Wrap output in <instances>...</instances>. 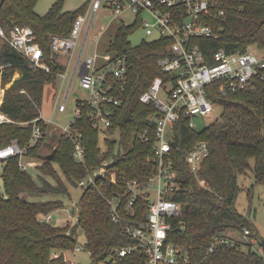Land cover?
Segmentation results:
<instances>
[{
  "label": "trees",
  "instance_id": "16d2710c",
  "mask_svg": "<svg viewBox=\"0 0 264 264\" xmlns=\"http://www.w3.org/2000/svg\"><path fill=\"white\" fill-rule=\"evenodd\" d=\"M38 1L0 0V24L6 29L15 24L30 25L49 65V69L35 65L7 40L0 48L2 84L12 82L6 88L1 110L14 120L0 123V146L13 139H18L22 146L29 142L33 123L21 122L41 115L45 85L54 83L66 70L65 64L55 59L56 55L51 56L53 35H69L76 17L85 12L88 4L64 10V0H56L41 14L36 10ZM212 1L208 21L220 28V37L199 39L207 53L220 47L229 51H245L253 44L264 47V0H220L224 7ZM220 9H224L223 14L218 13ZM138 25V21L121 23L110 41L113 57L126 56L131 66L126 88L114 89L122 102L115 106L114 124L104 132L105 146L101 144V132L92 125L91 108L82 104L83 113L73 127L82 134L88 153L86 164L75 159L74 142L65 133L52 153L37 166L36 174L21 166L18 155L5 159L2 170L5 194L0 197V264H68L65 253L80 246V232L84 233L82 246L89 251L92 264H147L144 253L123 256L117 253L135 240L124 229V223L113 219L109 200L114 194H121L124 210L131 196L125 182L138 179L144 183L152 173L153 164L147 161V156L154 152L153 142L142 140L137 133L149 124L156 108L152 103L142 102L140 95L154 77L169 75L157 61L169 53L172 39L164 36L134 46L129 35ZM17 70L21 76L15 79ZM208 95L217 105L226 107L222 111L226 120L213 121L202 129L190 127L186 118L176 123V144L191 147L197 140L207 139L211 151L196 175L185 153L177 147L172 150L174 170L182 183L173 197L182 203L181 221L185 228L175 229L169 240L187 250L193 263L264 264V255L252 242L259 236L257 228L236 206L242 188L238 181L241 173L252 168L256 182L264 184V85L260 82L258 89L231 91L219 81L208 87ZM40 123L44 136L29 150L28 156H34L45 139L48 122L41 119ZM111 154L115 155V161L108 175L114 170L117 182L98 178L94 185L83 188L73 223L67 219L68 222L59 225L48 219L52 211L64 205L63 199L58 202L27 197L29 193L70 195L68 183L77 185L89 169ZM197 178H201L200 182ZM147 206L146 199L136 202L143 214ZM246 228L249 234L245 233ZM229 229L239 231L246 240L235 238L228 233ZM218 236H228L235 243L209 252L208 247Z\"/></svg>",
  "mask_w": 264,
  "mask_h": 264
},
{
  "label": "built area",
  "instance_id": "2783aa9c",
  "mask_svg": "<svg viewBox=\"0 0 264 264\" xmlns=\"http://www.w3.org/2000/svg\"><path fill=\"white\" fill-rule=\"evenodd\" d=\"M101 5L102 0L92 2L93 16ZM106 5L117 13L131 10L135 21L143 25L149 34L157 33L156 39L164 36L172 39L168 45L169 53L157 61L169 75L154 77L151 85L140 95L142 102L152 103L156 108V112L149 117V124L137 133L142 140L153 142L154 152L147 156V161L153 164L152 173L144 183L138 179L125 182L131 196L124 210L121 194H114L109 199L113 219L124 223V229L135 240L119 248L117 253L120 256L144 253L147 264H198L192 262L188 251L180 244L169 240L171 232L179 227L185 228L181 221L182 203L173 197L182 183L174 170L172 150L177 147L183 151L191 171L198 175L211 148L207 139H199L191 147L176 144V123L186 118L188 125L195 127V117H206L216 112L217 104L208 95V87L214 82L222 81L231 91L258 89L260 82L264 85V47L252 45L256 50L262 51V54L257 53L258 50H252L251 45L245 51H229L220 47L211 54L207 53L199 39L220 37V28L208 21L214 5L212 0H107ZM218 13L223 14L224 9H220ZM88 17V13H79L69 35H53L52 57L57 52L69 53L75 48ZM0 37L35 65L49 69L44 48L30 25L15 24L6 29L0 24ZM130 66L126 56H112L101 67L97 65L93 55H88L84 60L78 59L73 76L79 73V84L89 95L75 98L76 116L62 129V133L74 142V157L77 161L86 164L88 155L81 132L73 127L75 120L83 113L82 104L91 108L92 125L100 132H107L114 124L115 106L122 102L114 89L116 86L121 90L126 88L130 80ZM67 96L68 94L59 105L61 111L67 109ZM41 119L51 121L41 114L31 121L21 122L33 123L29 142L22 146L18 139H13L11 143L0 146V161L18 155L21 157V166L27 167L22 157L27 156L29 150L44 136ZM12 121L14 120L1 110L0 103V123ZM114 161L115 155L111 154L95 168L89 169L87 175L77 181V185L87 188L94 185L98 178L117 182L114 170L108 175L109 167ZM140 199H146L148 204L144 214L136 207V202ZM127 217L131 220H127ZM51 218L48 216L49 220ZM249 232L246 228L245 233ZM252 242L257 243V240ZM234 243L235 240L228 236H218L210 244L208 251ZM258 249L264 255L260 245Z\"/></svg>",
  "mask_w": 264,
  "mask_h": 264
},
{
  "label": "rangeland",
  "instance_id": "374dc122",
  "mask_svg": "<svg viewBox=\"0 0 264 264\" xmlns=\"http://www.w3.org/2000/svg\"><path fill=\"white\" fill-rule=\"evenodd\" d=\"M55 1L56 0H39L36 4V10L39 13L44 14ZM93 1L94 0L63 1L62 7L64 10L79 9L82 5L88 3L86 5L84 14L88 13L89 17L82 27V32L80 37L77 39L78 43L75 48H72L69 53L57 52L54 54L56 55V60L64 63L66 68L68 67V71L66 73V77L60 74L54 83H47L44 88L43 100L40 110L42 116L46 120L51 121H48L49 123L45 139L34 152V156L27 155L22 157L23 162L27 164L28 169L34 174L38 173L37 166L42 164L44 162V158L52 153L55 146L58 145L60 139L59 137L62 134V129L64 126L71 123L75 118V98H84L89 95L88 91L82 88L79 84V73L75 74L71 83L73 71L78 59L80 58L81 60H84L88 55H93L97 65L99 67L103 66L115 54L114 51L109 49L110 41L116 36L121 23L124 22L125 24H131L135 21L134 13L131 10L117 13L106 5L107 0H102L101 7L93 16V8L91 6ZM216 1L223 6L220 0ZM91 16H93V18L90 25ZM86 35V42L82 48V44ZM156 38L157 33L155 32L149 34L143 25H138L137 28L129 35V40L134 46L141 44L144 40L148 41ZM5 42L6 40L1 37L0 48ZM251 49L254 51L258 50L257 53L262 54V51L259 49L256 50L252 45ZM67 62L69 63V66ZM17 72L20 71L17 70L14 77L19 75ZM70 83L71 86L69 88ZM9 85H11L10 82L6 86L2 84V74L0 72V102L3 100L6 88ZM67 94V109L65 111H61L59 109V105L65 100ZM216 107V112L209 116L195 117V127L202 129L213 121L224 122L226 119L223 117L222 111L226 107L224 105H217ZM105 135L106 134L104 132H101L102 146H105ZM252 162L254 164V160H252ZM5 163V159L0 161V197L5 194L4 180L2 177V170ZM197 179L200 182L201 178ZM51 180L55 182V180ZM238 181L242 188L238 193L236 206L240 212L252 219L255 227L257 228L258 234L264 237V184L256 182L255 173L252 168L248 169L244 173H241L239 175ZM68 188L70 195L29 193L27 197L30 200L50 199L58 202L60 198L63 199L64 205L56 208L49 214V216L52 217L51 220L55 224L61 225L67 221V219H71L70 222L73 223V221H76L77 214L79 212L78 203L80 197L82 196L83 188L78 185H71L70 183H68ZM228 233L234 235V237L237 239L246 240V236L235 229H229ZM84 239V233L80 232V247H76L75 249L65 253V260L68 262V264H92L89 251L82 246ZM254 246L259 248L258 242H255Z\"/></svg>",
  "mask_w": 264,
  "mask_h": 264
},
{
  "label": "crops",
  "instance_id": "0c3cea01",
  "mask_svg": "<svg viewBox=\"0 0 264 264\" xmlns=\"http://www.w3.org/2000/svg\"><path fill=\"white\" fill-rule=\"evenodd\" d=\"M91 25V24H90ZM89 28H90V26H89ZM86 38V37H85ZM85 38H84V40H85ZM84 42V41H83ZM67 64H68V66H69V63L67 62ZM76 67V66H75ZM74 70H75V68H74ZM67 71H68V67L66 68V71L65 72H63V73H61V75H63V74H65L64 75V77H66V73H67ZM17 74H19V75H17V76H15L14 78L16 79V78H19L20 76H21V72H17ZM73 74H74V71H73ZM60 75V74H59ZM74 78V76H72V78H71V81H72V79ZM10 84H12V82H10ZM10 86V85H9ZM3 101V100H2ZM2 101L0 102V103H2Z\"/></svg>",
  "mask_w": 264,
  "mask_h": 264
},
{
  "label": "water",
  "instance_id": "95a60500",
  "mask_svg": "<svg viewBox=\"0 0 264 264\" xmlns=\"http://www.w3.org/2000/svg\"><path fill=\"white\" fill-rule=\"evenodd\" d=\"M257 242H258V244L263 248V250H264V237L263 236H258L257 237Z\"/></svg>",
  "mask_w": 264,
  "mask_h": 264
}]
</instances>
